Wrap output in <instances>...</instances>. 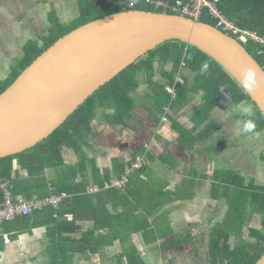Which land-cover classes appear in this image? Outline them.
Returning a JSON list of instances; mask_svg holds the SVG:
<instances>
[{
    "label": "crops",
    "instance_id": "1",
    "mask_svg": "<svg viewBox=\"0 0 264 264\" xmlns=\"http://www.w3.org/2000/svg\"><path fill=\"white\" fill-rule=\"evenodd\" d=\"M26 3L27 0H0V51H3L0 59L3 53L8 55L5 38L8 39L16 27L23 25L26 28L32 22L31 11L24 6ZM23 8L26 10L22 12ZM50 23V20H46L45 26L49 27ZM169 68L170 65L157 63L153 83L147 73H141L140 85L132 94L135 108L130 118L121 122L114 110L100 108L89 135L83 141L81 152L78 154L73 148L65 147L62 154L66 165L47 172L48 178H56L60 173H66V166H70L71 174L65 182L72 186L73 198L78 196L79 188H86L93 207L86 203L85 218H78L79 225L85 229L99 225L96 233L109 232L118 227L130 233L125 239H116L113 245L106 246L100 253L90 255L94 256L93 260L103 254L109 259V252H104L120 244L122 247L134 245L138 249L154 248L149 263L141 253L147 264H210V240L214 230L226 227L229 220L236 222L239 218L242 219L244 238H247V229L249 239H252L251 229L261 228V215L252 212L251 207L244 215H239V178L242 177L247 185L256 180L248 182L244 166H240L239 162L233 166L232 159L225 169H217L216 158L219 154L211 157L205 153L211 148L216 133L207 139L203 130L206 123L195 129V114L202 102V92L192 94L191 99L183 104L171 106L167 122H162V111L157 109L154 100L155 84H166L164 72ZM181 75L184 83L185 78L193 79V75L186 70ZM227 99L231 100L225 97L220 108L219 104L214 111L218 108L221 111ZM144 151L147 166L139 172V176L133 175L127 184L117 189L99 186L100 180L111 174L112 178L120 176L123 168ZM82 155L85 157L83 163ZM15 169H20L16 160ZM218 172L225 173L224 183L218 179ZM21 173L26 174V171L21 170ZM92 188L96 190L92 191ZM75 207L72 204V208ZM80 207L84 212L82 205ZM41 210L44 209L37 211ZM193 211H196L194 217L198 218L197 221L187 223L185 226L188 230L184 231L185 227L180 230L178 227L191 217ZM167 213L173 221L172 226L176 227L172 232L177 233L158 237L157 224ZM67 218L72 220L74 217L67 215ZM46 224L51 223L45 222L32 228L31 232L19 234L18 225L13 220L8 223L5 236H10V239L7 240L0 264H12L14 258L19 264H39L40 260L37 259H45V252L52 242L51 229ZM237 237L233 233L231 240ZM80 257L85 260V255ZM80 257L76 261L74 258V264L79 263ZM86 257L88 261L91 259Z\"/></svg>",
    "mask_w": 264,
    "mask_h": 264
},
{
    "label": "trees",
    "instance_id": "2",
    "mask_svg": "<svg viewBox=\"0 0 264 264\" xmlns=\"http://www.w3.org/2000/svg\"><path fill=\"white\" fill-rule=\"evenodd\" d=\"M132 1L77 0L79 13L75 18L70 21H63L59 18L51 19L47 33L27 42L22 57L12 67L9 75L0 80V94L13 84L19 75L59 38L86 23L128 9L178 14L173 10V7L179 2L187 4L192 0H161L168 4L167 8H156L154 4L148 3L146 0H138L135 6H131ZM218 8L239 27L256 31L264 37V0H220ZM200 21L218 26L217 19L208 11L201 17ZM223 31L233 36L231 32ZM246 48L264 68V44L250 41ZM157 63L162 66L170 65V68L164 72L167 78L166 84H155L154 100L157 109L162 111L165 105L174 107L177 104H183L191 99L192 94L202 92V102L195 114V129L206 123L203 130L206 131L205 136L208 139L222 129V125L213 118L214 110L225 97H230L238 106L243 103L252 105L253 115L243 117L251 120L255 125L253 131L249 133L264 131V115L261 110L229 72L214 58L197 47L180 40L167 41L158 46L100 87L45 140L26 151L0 158V204L5 200V188L13 194L15 201L21 197L29 200L35 197L41 198L68 193L60 205V209L48 206L44 207V210L34 211L29 215L19 216L13 220L18 225L19 234L25 231L31 232L32 228L39 227L45 222L51 223L46 225L51 229L52 242L45 252L47 257L40 260L39 264H74L73 260L76 254L91 257L90 255L100 253L106 246L113 245L116 239H125L130 235L129 232L123 231L120 227L109 232L96 233L99 225L95 228L88 227L86 229L79 225L77 223L78 218H85L86 203L89 207H93L90 198L87 196L86 188H79L78 196L73 198L75 195L72 193V186L69 182H65L68 175L71 174L70 166H66L68 168L66 173H60L56 178H48L47 172L52 169H60L66 165L62 154L65 147L73 148L78 154L81 152L83 141L89 135L92 123L100 108L114 110V114L121 122L130 118L135 108V99L132 94L140 85L139 75L147 73L149 80L153 83ZM183 70L193 75V79L188 80L184 77L185 83L182 84L177 82V77L179 74L181 75ZM167 86H176L177 97L174 100L171 93L168 92ZM239 117L241 116L239 115ZM15 160L18 161L19 170L15 169ZM84 160L85 157L83 158L82 155V163ZM130 164L123 168V173L120 176L112 178L113 175L111 174V176L100 180L99 186L105 187L107 185L110 187L113 179H121L127 173L126 169ZM146 164L128 174V178L133 175L139 176V172L144 170ZM21 170L26 171V174L21 173ZM217 177L222 180V183L225 182L224 172H218ZM111 187L112 189L120 188ZM238 187L240 217L251 207L252 212L261 215V228L251 229L250 236L252 239L244 238L242 235L243 224L241 230L238 228V222L241 219L239 218L236 222L229 220L226 227L214 230L210 240V264H256L264 254V184H258L255 181L247 185L240 177ZM72 204L77 207L72 208ZM81 205L84 212L81 210ZM67 215H73L74 218L70 220ZM61 216L63 217L61 218ZM43 218L48 219L44 220ZM10 222L2 224L0 259L6 248L7 240L10 239V236H5L8 230L6 225ZM126 229L129 228L126 227ZM233 233L239 236L237 242L231 240ZM144 235L146 236L148 233H144ZM121 241L125 242V240ZM118 257L121 262L125 258L126 264H147L139 249L134 245L124 247L123 252Z\"/></svg>",
    "mask_w": 264,
    "mask_h": 264
},
{
    "label": "water",
    "instance_id": "3",
    "mask_svg": "<svg viewBox=\"0 0 264 264\" xmlns=\"http://www.w3.org/2000/svg\"><path fill=\"white\" fill-rule=\"evenodd\" d=\"M171 40L207 53L241 87L242 70H254L260 87L242 88L264 115V68L234 36L181 14L128 9L59 38L0 94V158L45 140L100 87Z\"/></svg>",
    "mask_w": 264,
    "mask_h": 264
},
{
    "label": "rangeland",
    "instance_id": "4",
    "mask_svg": "<svg viewBox=\"0 0 264 264\" xmlns=\"http://www.w3.org/2000/svg\"><path fill=\"white\" fill-rule=\"evenodd\" d=\"M27 7V11H31L32 22L28 23L26 28L22 25L16 27V29L10 33L9 38H5V43L8 46V55L6 56L3 53V58L0 59V80L6 78L12 67L16 64V62L22 57L23 47L30 40H35L37 37L46 33L49 27L45 26L46 20L57 19L63 21H70L75 18L79 13V7L77 0H27V3L24 5ZM22 12L26 10V8L21 9ZM19 12V9L16 10ZM2 41V40H1ZM1 45V43H0ZM3 51H0V54ZM225 105L222 106V110L219 111L221 104L219 105L218 110L214 111L213 117L222 125V129L217 131L215 136L213 137L212 146L208 149L207 153L211 157L213 155L219 154L216 158L217 160V169H225L228 165H230V161L232 159L233 166H237L238 162L240 166H244V169L247 174L245 177L248 182L256 180L258 184H264V131L263 132H254L246 134L243 131L244 124L247 122L245 118H243L246 114L240 111V106L235 105L230 99L225 100L223 103ZM244 106H249L250 109L253 107L250 104L243 103ZM225 106V107H224ZM239 115L242 118H239ZM223 155H225L223 157ZM6 192L7 189L5 188ZM8 196V194H7ZM7 196H5L7 198ZM13 197V194L11 195ZM196 215V211L192 212L190 218L184 220V222L178 227L182 230L184 227V231L189 228L185 225L189 222L197 221L198 218L194 217ZM215 217L213 218V220ZM12 220H4L2 224L6 222H10ZM212 221V220H211ZM173 221L168 216V213L164 215V217L159 220L157 224V228H159V232L156 236H164L171 233L174 228L172 226ZM242 227V219L238 222V228L241 230ZM213 228V227H212ZM162 229L164 231H162ZM247 229V228H245ZM170 231V232H169ZM239 231V230H238ZM246 236L249 239V230L246 231ZM211 233V232H210ZM237 242V238L234 240ZM141 248V247H140ZM139 248V251L144 255L147 263H149L152 254L155 252V249L152 248ZM124 247L120 244L112 247L110 250H106L109 252L110 258L106 259L103 255H98L95 260H93L94 256L91 259H87L85 256V260L80 257L79 254H76V258L80 257L78 260L79 263L75 262V264H126V259L124 258L121 262L118 255L123 252ZM153 251V252H152ZM90 258V257H89ZM37 260H42L41 258ZM36 260V261H37ZM19 264L17 262V258H14L12 264ZM22 264H30V263H22Z\"/></svg>",
    "mask_w": 264,
    "mask_h": 264
},
{
    "label": "built area",
    "instance_id": "5",
    "mask_svg": "<svg viewBox=\"0 0 264 264\" xmlns=\"http://www.w3.org/2000/svg\"><path fill=\"white\" fill-rule=\"evenodd\" d=\"M138 0H133L131 6H135ZM148 3H152L156 8H167L168 4L165 1L161 0H146ZM220 0H192L190 3L182 4L179 2L173 7V10L178 12V14L188 16L197 20H200L201 17L208 11L213 17L218 21V28L221 30H227L233 34V36L239 40L245 46L250 41H255L264 44V37L258 34V32L244 29L239 27L234 21L227 18L218 8V3ZM264 51V50H263ZM262 51V52H263ZM177 82L184 83V79L181 75H178ZM168 92L171 93L172 99L174 100L177 97L176 86H167ZM171 106L165 105L162 110V122H167L168 113L170 112ZM147 162V156L144 152H141L137 155L135 161H133L130 166L127 167V173L123 175L121 179H115L112 181V185L121 187L128 183L129 178L128 174L134 170L142 167ZM6 185V184H3ZM95 191V188L91 189ZM8 194V196H7ZM7 190L4 202L0 204V232L2 229V221L4 220H14L19 216L29 215L30 213L43 209L44 207L53 206L55 209H58L62 204L64 198L67 194L52 195L47 197H35L33 199H24L20 198L18 201L14 200V196Z\"/></svg>",
    "mask_w": 264,
    "mask_h": 264
},
{
    "label": "clouds",
    "instance_id": "6",
    "mask_svg": "<svg viewBox=\"0 0 264 264\" xmlns=\"http://www.w3.org/2000/svg\"><path fill=\"white\" fill-rule=\"evenodd\" d=\"M205 68H207V65H205ZM241 82H242V87L247 92H254L260 87V81L257 78V74L255 73L254 70L250 68H246L242 70ZM240 111L248 116L253 115L249 106L241 105ZM254 127H255L254 123L251 120H248L244 124L243 131L252 132Z\"/></svg>",
    "mask_w": 264,
    "mask_h": 264
}]
</instances>
